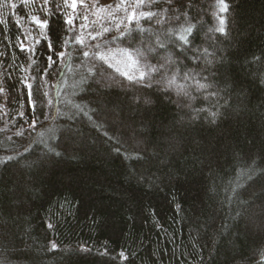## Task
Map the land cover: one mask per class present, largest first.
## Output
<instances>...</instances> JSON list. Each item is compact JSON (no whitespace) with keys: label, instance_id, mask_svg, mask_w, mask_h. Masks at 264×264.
I'll list each match as a JSON object with an SVG mask.
<instances>
[{"label":"trees","instance_id":"16d2710c","mask_svg":"<svg viewBox=\"0 0 264 264\" xmlns=\"http://www.w3.org/2000/svg\"><path fill=\"white\" fill-rule=\"evenodd\" d=\"M125 1L0 0V264H264V0Z\"/></svg>","mask_w":264,"mask_h":264},{"label":"snow or ice","instance_id":"6c2138e0","mask_svg":"<svg viewBox=\"0 0 264 264\" xmlns=\"http://www.w3.org/2000/svg\"><path fill=\"white\" fill-rule=\"evenodd\" d=\"M45 3H47V0H45ZM141 3H142V0H140V2L137 3V5L135 7L136 8H139ZM122 5H125V0H121V3L116 5V10H120L121 7H122ZM13 7H15V5H13ZM71 7L73 9V14L72 15H69L65 19V21H64L65 24H67V25L70 26L69 29H68L69 32L72 31V27L71 26L73 25V22L76 19V16L74 14L75 13V9H76V0H71ZM228 7L229 6L227 5V3L224 2V0H219V12L220 13L227 12ZM101 11H103V9H101ZM153 15H155V13L142 12V11L139 12V13H137L134 10L132 13H130L128 15L127 19H128L129 24H131L133 22V20H137L138 21L141 18H143V19H151V17ZM218 18H219V26L216 27L215 29H210V31H215V32H219L221 34H225V19H224L223 16H219ZM84 19H85V21H87V17H85ZM32 20H33L34 23H36L37 25H39V27L41 29H47V27L49 26V21H47V20L40 21L36 17H32ZM86 26H87L86 24H81V29H84ZM117 29H119V25H117ZM109 31H111V29H109V28H103L102 32H97L95 35H92L90 33L89 36H90L91 39L95 40V39H97V37L103 35V33L109 32ZM180 31H181V34L179 36V41L181 43H180L179 46L182 49H184L186 45H188V44L191 43L189 37L193 34L194 26L193 25H188L186 28L185 27H182ZM126 35H127V32H121L118 37H113V39L114 40H116V39H123ZM76 42L79 43V44H81L82 46H86L83 37H76ZM37 43H39V41H37ZM68 43H70V41L65 40V44H68ZM161 46H163V43H161ZM94 47H99V45H96ZM20 49H21L22 52L25 51V47H24L23 44L20 45ZM48 49H49V51H52L53 50V46H52V44L50 42V38H49V43H48ZM30 50L34 52V49H30ZM121 51L124 52L125 54H127V50L126 49L121 50ZM204 54L205 55H209L207 53V50L206 49L204 50ZM57 55L59 56V58L63 59L64 56H65V53L64 52H60ZM90 55H95L100 60H104L105 62H107V57L104 56L103 54L99 53V52H97V53H91L90 51H83V56L85 58L89 57ZM29 59H31V57H29ZM129 59H131V56L130 55H129ZM47 60L49 61V66L48 67L51 68L52 65L55 63V61L53 60V57L52 56H48L47 57ZM207 62L208 63H211V60H207ZM155 70H157V69H155L154 67L150 68L148 70V74H150L152 71H155ZM44 71H45V74H47L48 69H45ZM121 74L124 75V76H126L129 80H132L134 78L133 76L129 75L128 72H123ZM144 77H145V72L141 70L140 73H139V79L143 80ZM172 82H173V80H169L168 81V83H172ZM44 83H46V81H44ZM26 86L29 89V92H28L29 103H31L32 106H33V109H35L36 101H34L33 98H32V85L31 84H27ZM41 87H43V83H42ZM197 87L198 88H207L208 85L201 84V83H199L197 81ZM37 91H39V89H37ZM47 94H48L47 92L44 93V95H47ZM185 94H187V93H185ZM49 104H51V101H49ZM77 107H79V106H77ZM215 115H216L215 113H212V116L213 117H215ZM35 123L36 122L34 121L32 127H35ZM50 150L51 151H54V149H50ZM57 155H59V153H57ZM49 227H51V225H49ZM55 247L56 246L53 244L52 245V248L55 249ZM81 251H84V250L82 249ZM121 256H123L122 253H121Z\"/></svg>","mask_w":264,"mask_h":264},{"label":"rangeland","instance_id":"374dc122","mask_svg":"<svg viewBox=\"0 0 264 264\" xmlns=\"http://www.w3.org/2000/svg\"><path fill=\"white\" fill-rule=\"evenodd\" d=\"M129 1H125V4H127ZM115 7H116V5H115Z\"/></svg>","mask_w":264,"mask_h":264}]
</instances>
